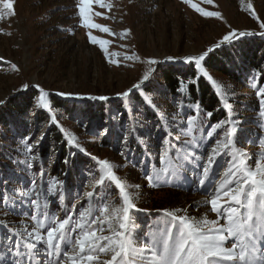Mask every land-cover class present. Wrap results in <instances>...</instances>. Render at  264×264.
Segmentation results:
<instances>
[{
  "label": "rangeland",
  "instance_id": "374dc122",
  "mask_svg": "<svg viewBox=\"0 0 264 264\" xmlns=\"http://www.w3.org/2000/svg\"><path fill=\"white\" fill-rule=\"evenodd\" d=\"M192 2L206 11L221 13V17L202 16L184 3V0H103L109 7L94 4L93 12L102 15L94 16L93 20L94 23L107 26L111 30V33H104L98 29L81 26L78 0H14V15L9 14V10L0 3V57L3 58L0 59V100L4 101L0 108L28 92L35 98L29 102L28 107L31 116H34L36 110L43 108L39 104L41 88L49 94L48 97L60 100L82 101L89 100L90 96H103L108 97L107 101L117 103L123 97L121 94L128 92L129 89L138 90L133 85L139 83L149 69H152L150 79L143 85H149L156 79L159 64L183 60L186 56H199L208 48L214 49L217 44L221 45L223 36L232 30L253 32L256 34L247 36L264 38L259 35L264 31L259 27L260 22L264 21V0H213L211 4L206 0ZM249 3L253 5L259 19L248 9ZM89 31L98 39L109 41L105 47L109 53L116 55L106 57L99 44L90 42ZM126 56L135 58L126 59ZM168 57L173 59L169 60ZM150 59H155L158 63L149 65ZM13 64L16 68L12 67ZM222 84L224 90L231 92L241 102L252 105L255 114L259 113V102L256 103L258 99L255 94L226 81ZM24 85L28 87L25 88ZM45 110L51 115L55 113L58 121L56 123L63 129V134L68 139L69 136H75L79 145L85 149L81 152L73 145L75 152L91 159L93 157L107 159L118 165L116 174L120 178L130 185H139L138 189L133 190L136 199H143L144 196L140 197L143 193L147 195L148 188L144 186L143 180L135 182L130 180L132 165L124 163L111 148L102 147V139L107 136L108 129H102L97 123L89 122L94 120L93 113L87 111L81 116H77L76 112L72 113L73 118L77 116L79 119L70 122L69 116L60 117L61 113L57 109ZM8 117L9 115L6 116L7 121ZM251 118L248 116L244 119L242 124L251 125L242 126L249 129L241 134L237 144L252 156L250 162L254 165L258 154L264 151V118L258 116L257 123H253L255 118ZM46 128V125H37L31 137V144L33 152L37 157L41 155L40 159L48 170L57 160L56 148L49 139ZM254 130L257 138L252 142L253 137L250 134ZM219 132L220 130L212 140L202 143V147L211 149ZM10 134L8 144L11 146L18 132ZM229 160V157H217L203 186L198 183L197 172L192 174V180L187 183L184 182L185 179L166 183L170 190L158 192L157 195L162 196L170 191V209L182 210L177 213L179 215L196 219L207 215L210 220L216 219V214L211 212L208 201L215 187L224 178ZM39 176L38 174L36 177L37 181ZM84 176V188L91 190L97 185L91 173ZM113 191L118 195V190L113 188ZM84 194L81 191L66 193L64 201L50 197L49 210L61 218L66 213H72L75 219L80 205L87 204ZM43 199L41 196V201ZM73 205H76L75 210L72 208ZM23 211L27 213L26 209ZM32 212L33 208L25 221L31 228L35 223L31 220ZM4 216L0 213V217ZM163 221L165 220L160 222ZM161 223L159 225L162 227ZM220 223L224 221L221 220ZM6 245H0V256L6 254ZM7 259L11 262L13 257L8 256Z\"/></svg>",
  "mask_w": 264,
  "mask_h": 264
},
{
  "label": "snow or ice",
  "instance_id": "6c2138e0",
  "mask_svg": "<svg viewBox=\"0 0 264 264\" xmlns=\"http://www.w3.org/2000/svg\"><path fill=\"white\" fill-rule=\"evenodd\" d=\"M206 2L211 4L213 0ZM0 3L9 10V14H15L14 0H0ZM184 3L202 16L221 17V13L206 11L192 0H184ZM94 4L109 7L103 3V0H78L81 26L111 33L107 26L94 23L93 17L102 15L93 12ZM247 7L252 11V15L259 19L256 17L253 5L249 3ZM259 27L264 30V21L260 22ZM255 34L232 30L223 36L220 43ZM259 35L264 36V31ZM88 38L91 43L100 45L106 57L116 55L109 53L108 48L105 47L109 41L98 39L91 31L88 32ZM216 46L218 47L219 44ZM213 50L210 47L199 56H186L183 59L187 63H195L197 71L212 83L223 107L231 114L232 106L227 99H224L227 93L223 85L218 83L201 63ZM168 59L171 60L173 57ZM148 63L154 65L158 61L150 59ZM12 67L16 68V65L13 64ZM151 71L152 69L146 71L142 80L133 87L139 90L149 81ZM24 87L27 88L28 85ZM130 92L131 89L121 95L127 97ZM40 93V106L52 111L48 101L49 94L42 88ZM59 95L74 94L59 93ZM256 96L259 99V116L264 118V87L258 88ZM88 98L108 99L103 96ZM144 98L153 108L156 107L146 95ZM3 103L4 101L0 100V104ZM196 112L199 113L198 104ZM211 115L212 113H207L208 117ZM179 117L178 112L173 114L171 119L175 122ZM51 119L58 123L55 113L52 114ZM240 123L241 121L230 115L227 121H220L205 128V122L198 114L188 115L186 119L180 121V132L175 136L177 141L180 140L181 135L188 139L174 146L171 132L167 130L168 121L165 119L167 135L163 144L166 147L159 156L163 167L145 176L150 187L160 186L177 179H186L190 165L193 173H199L198 183L203 186L217 157L229 155V167L224 173V178L215 187L208 201L211 212L216 214V219L210 220L207 215L196 219L177 214L182 210H165V216L169 219L163 221L162 227L158 224L155 230L147 233L139 232L131 214L136 209V194L133 190L138 189L139 185H130L120 178L116 174L118 165L107 159L93 157L100 166L97 181L100 191L84 194L87 198V206L80 205L75 219L72 213H66L61 218L49 210L50 197H56L60 201L65 200L62 181H53L47 184L46 188L43 183L37 184L36 181H32L29 189L21 190L19 194L26 198L33 208L30 215L35 223L30 231L24 228L4 237L8 242L7 252L4 256H0V264H264V151L258 154L254 166L249 163L252 156L243 151L236 141L235 134L239 130ZM225 124L228 125L226 129ZM219 129H225L222 136L215 139L211 149L203 148L202 143L217 136ZM69 141L79 151H85L75 136H69ZM197 149L201 154L196 153ZM32 152L33 146L28 143L26 154ZM37 158L36 155H31L30 161H35ZM26 164L29 168L32 167L29 160H26ZM112 186L118 190V203L108 199ZM41 196L44 197L43 201ZM72 208L75 210L76 205ZM221 220L224 223H220ZM0 227L8 228L2 222ZM8 256L13 257L11 262L8 261Z\"/></svg>",
  "mask_w": 264,
  "mask_h": 264
},
{
  "label": "trees",
  "instance_id": "16d2710c",
  "mask_svg": "<svg viewBox=\"0 0 264 264\" xmlns=\"http://www.w3.org/2000/svg\"><path fill=\"white\" fill-rule=\"evenodd\" d=\"M201 63L218 83L222 84L226 81L240 86L241 89H248L251 94L256 95L258 88L264 87V38L244 36L231 42H224L214 48ZM156 72L157 76L153 82L142 85L139 90H131L129 96H123L117 103L107 100L104 102L93 99L73 101L48 97L50 107L57 109L61 113L60 117L68 115L70 122L77 121L79 119L77 116L87 111L93 113L94 120L89 122L97 123L102 129H108L107 136L102 139V147L111 148L124 163L132 165L131 181L143 180L148 193L146 196L144 193L141 194L140 197L144 196L143 199H135L136 209L131 213L141 233L155 230L161 220L169 219L165 216V210L172 211L169 206L170 191L162 196L157 195L158 192L170 190L168 184L150 187L145 178L146 174L163 167L159 156L162 149L166 147L163 144L167 135L165 119L168 121L167 130L171 132L172 143L176 146L188 139L183 135L179 141L175 139L180 132V121L186 119L188 115L198 114L205 122V128L220 121H227L231 115L232 118L241 121L239 130L235 134L237 143L241 134L249 129L242 126L251 125L242 124L244 119L251 116V119L255 118L253 123H257L259 116L258 112L255 114L252 105L241 102L231 92L225 90L227 95L224 99H227L232 106L230 114L223 107L215 87L197 71L194 62L187 63L183 59L172 63H162L157 66ZM155 83H157L156 86ZM25 95L0 108V139L2 140L0 142V213L5 215L0 217V222L8 226L7 229L0 227V245L8 243L4 237L11 232L22 231L24 228L31 230L25 221L32 206L19 193L21 190L29 189L32 181H36L37 184L43 183L45 188L53 181H62L65 194L100 191L97 185L91 190L84 188L83 180L86 173H91V177L96 179V182L99 180L97 161L75 152L73 144L63 134V129L59 128L56 122H52L50 112L40 108L34 112V116H31L28 109L29 102L35 98L28 92ZM145 95L156 106L155 108L147 103ZM258 102L259 99L256 103ZM197 104L199 113L196 112ZM75 112L77 116L73 118L71 115ZM178 112L179 119L172 121V115ZM207 113L212 115L208 117ZM246 113L250 115L246 116ZM41 124L47 126L49 139L56 148L57 161L48 170L40 159L41 155L35 161H30V156L35 153L26 154V145L31 143L33 131L37 125ZM227 127L228 125L225 124V129ZM225 129H219L218 138L222 136ZM11 132H18V136L10 146L8 143ZM250 136L253 137L251 140L254 142L257 138L255 130ZM196 153L199 155V149ZM220 157L230 158L227 154L218 158ZM26 160L32 163V167L27 166ZM66 160L67 163H65ZM249 163L251 164L250 161ZM38 174L40 176L37 181ZM192 174L189 165L185 183L192 180ZM113 188L115 187L112 186L109 190L111 195L108 199L118 203L119 194L117 195ZM23 209H26V214Z\"/></svg>",
  "mask_w": 264,
  "mask_h": 264
}]
</instances>
